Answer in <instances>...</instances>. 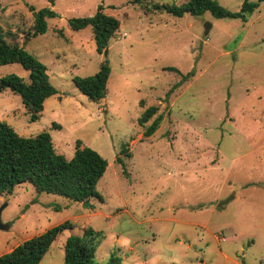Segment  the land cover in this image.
<instances>
[{
	"label": "rangeland",
	"instance_id": "obj_1",
	"mask_svg": "<svg viewBox=\"0 0 264 264\" xmlns=\"http://www.w3.org/2000/svg\"><path fill=\"white\" fill-rule=\"evenodd\" d=\"M187 1L0 0L1 32L35 54L58 89L37 121L19 95L0 90V120L24 136L49 131L67 158L81 140L109 163L93 210L29 182L0 195L8 226L0 228V255L70 220L74 229L58 236L40 264H65L66 238L87 226L103 235L96 264L112 255L121 264H264V0L247 21L145 10ZM218 1L235 12L245 0ZM101 4L121 23L107 54L97 51L90 27L68 25ZM31 7H51L58 17L27 39ZM105 58L107 94L95 102L73 78L95 74ZM169 66L194 74L181 83ZM9 73L30 81L19 63L0 66V78ZM151 105L164 118L145 137L138 118Z\"/></svg>",
	"mask_w": 264,
	"mask_h": 264
},
{
	"label": "trees",
	"instance_id": "obj_2",
	"mask_svg": "<svg viewBox=\"0 0 264 264\" xmlns=\"http://www.w3.org/2000/svg\"><path fill=\"white\" fill-rule=\"evenodd\" d=\"M54 1L50 0L52 3ZM134 1L144 4L152 0ZM262 1L245 0L241 10L235 12L228 10L218 0H189L183 4L152 3L145 10H163L177 17L187 13L200 16L210 12L217 18L247 21L248 16L258 9ZM31 10L34 24L27 39L45 33L48 19L58 17V13L51 7H31ZM120 24L116 16L104 11L102 4L93 15L68 19V25L73 30L91 28L99 53H104L109 48L110 41L120 30ZM13 63L21 64L29 72L30 81L25 82L19 75L9 73L0 78V88L19 95L30 120L37 121L41 118L45 101L57 94L58 89L50 81L47 66L23 44L7 41L0 30V66ZM166 69L179 73L181 83L194 74V71L184 74L174 66ZM111 72L110 60L105 58L95 74L75 76L73 81L92 101L99 102L107 94ZM163 118V113H159V106L151 105L146 108L138 118L139 125L144 127L143 136H152L159 129ZM127 149L126 147L123 153L131 156ZM117 160L123 163L122 156L117 157ZM108 164V160L100 152L89 146H82L81 140L76 141L73 157L67 158L56 151L49 131L24 136L7 121L0 120V195L11 194L16 186L29 182L38 192L59 194L93 210L95 204L92 201L103 200L97 184L105 174ZM74 227L72 221L65 220L32 236L1 254L0 264H40L58 236ZM102 240V232L92 226L85 227L82 234L69 235L64 244L65 264H96V251ZM109 264H121V259L112 255Z\"/></svg>",
	"mask_w": 264,
	"mask_h": 264
},
{
	"label": "water",
	"instance_id": "obj_3",
	"mask_svg": "<svg viewBox=\"0 0 264 264\" xmlns=\"http://www.w3.org/2000/svg\"><path fill=\"white\" fill-rule=\"evenodd\" d=\"M211 25L212 24L210 22L205 23V34L209 33ZM107 52H108V49L105 50V54H107ZM0 90H1V88H0ZM3 208H4L3 206H0V228L1 229H7L8 226L3 224L1 221V213H2Z\"/></svg>",
	"mask_w": 264,
	"mask_h": 264
}]
</instances>
